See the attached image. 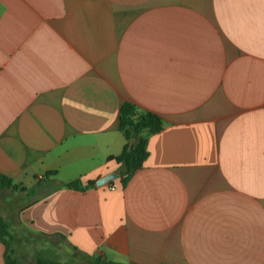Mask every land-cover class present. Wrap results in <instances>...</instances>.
Instances as JSON below:
<instances>
[{
    "label": "crops",
    "instance_id": "0c3cea01",
    "mask_svg": "<svg viewBox=\"0 0 264 264\" xmlns=\"http://www.w3.org/2000/svg\"><path fill=\"white\" fill-rule=\"evenodd\" d=\"M124 103L163 126L123 186ZM0 175L101 263L264 264V0H0Z\"/></svg>",
    "mask_w": 264,
    "mask_h": 264
},
{
    "label": "rangeland",
    "instance_id": "374dc122",
    "mask_svg": "<svg viewBox=\"0 0 264 264\" xmlns=\"http://www.w3.org/2000/svg\"><path fill=\"white\" fill-rule=\"evenodd\" d=\"M35 193L34 189H13L0 185V218L7 225L9 235L6 236V241L18 263L33 264L39 256L46 260L64 261L68 264H101L64 245L62 238L29 234L16 225V216L21 203L30 200Z\"/></svg>",
    "mask_w": 264,
    "mask_h": 264
},
{
    "label": "trees",
    "instance_id": "16d2710c",
    "mask_svg": "<svg viewBox=\"0 0 264 264\" xmlns=\"http://www.w3.org/2000/svg\"><path fill=\"white\" fill-rule=\"evenodd\" d=\"M163 126L162 119L151 112L140 111L135 105L131 103H124L120 109L119 128L125 137L127 143L125 144L122 152L113 157V159L120 164V177L121 183L124 186L130 179L132 174L139 169L147 157L146 143L147 136L161 130ZM134 140L133 144L130 143ZM0 185L11 188H21L18 185L12 184L11 180L3 175H0ZM68 188L78 189L79 183L77 181L66 184ZM6 223L0 218V241L5 247L4 262L5 264H19L13 257L11 249L9 250L6 236H8ZM78 254V251H76ZM100 262V261H97ZM59 264L56 261L46 260L42 257H37L33 264ZM101 263V262H100ZM66 264V263H65ZM106 264V263H101ZM116 264V263H109Z\"/></svg>",
    "mask_w": 264,
    "mask_h": 264
},
{
    "label": "water",
    "instance_id": "95a60500",
    "mask_svg": "<svg viewBox=\"0 0 264 264\" xmlns=\"http://www.w3.org/2000/svg\"><path fill=\"white\" fill-rule=\"evenodd\" d=\"M101 181H99L98 183H100Z\"/></svg>",
    "mask_w": 264,
    "mask_h": 264
}]
</instances>
